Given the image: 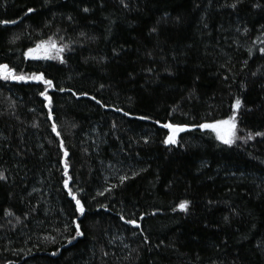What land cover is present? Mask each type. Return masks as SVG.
<instances>
[{
	"label": "trees",
	"instance_id": "trees-1",
	"mask_svg": "<svg viewBox=\"0 0 264 264\" xmlns=\"http://www.w3.org/2000/svg\"><path fill=\"white\" fill-rule=\"evenodd\" d=\"M125 3L0 0V64L53 82L0 79V264H264V0ZM49 37L63 63L25 58ZM237 98L243 139L196 127Z\"/></svg>",
	"mask_w": 264,
	"mask_h": 264
},
{
	"label": "snow or ice",
	"instance_id": "snow-or-ice-1",
	"mask_svg": "<svg viewBox=\"0 0 264 264\" xmlns=\"http://www.w3.org/2000/svg\"><path fill=\"white\" fill-rule=\"evenodd\" d=\"M121 4L124 5L125 8L128 7V4L125 3V0H120ZM241 2V0H237V3H233L231 5H228L232 8H236L237 4ZM33 11H35L32 8L28 9V13H32ZM83 11L85 13L89 12L90 9L85 7L83 9ZM168 17V14L165 13L164 17H161L160 20L157 21V24H160L161 22H166V19ZM177 22H179V18H177ZM16 21L12 20H0V25H8V24H15ZM245 31H247V29H245ZM150 33H159V28L157 26H153L150 29ZM81 35H83V33H81ZM67 46H57L56 42L49 37L48 41H41L39 43L36 44L35 48H29L25 53L24 56L25 58H31V59H60V62L63 63L64 60L61 56V53L64 52L65 48ZM41 50H43L42 54H38L41 52ZM260 52L262 54H264V48L260 49ZM54 53V54H53ZM249 55H251V50L249 49ZM245 63H247V61H245ZM253 75H255V73H253ZM0 79H3L5 81L8 80H13V81H36V82H40L44 85H46V88L43 92L40 93L41 96L44 97L45 100L49 101V106L51 103L50 97L47 95V90L48 88L52 87L53 82L50 79H45L43 74H36V73H32L31 75H25V74H17L16 70L14 68L9 67V65L7 64H0ZM61 92L65 91V89L61 88L60 89ZM73 95H76L75 93H73ZM83 95H87V93H84ZM91 99H96L95 97H91ZM97 104H101V106L103 107L104 105L101 103L100 100H96ZM242 102L239 98H237L235 100V103L232 105L233 108V112L232 115L228 116L226 119H221V120H216L214 122L211 123H201L199 125H196V127H198L201 130H210L212 133L215 134V138L220 141L222 144L224 145H228L231 146L233 145L236 140L238 139H243L242 137H239L236 135V131H237V112L238 110L241 108ZM117 111H120V109H116ZM125 116L129 115V113L125 112L124 113ZM52 118L51 112L49 113V119ZM138 119L141 120H147L150 119V117H146V116H141L138 117ZM156 123H159V121H157ZM162 128L167 129L168 130V135L165 137V139L163 140V144L165 146H169V145H175L177 144V136L179 133L185 132L187 130L186 126H180V125H175L173 123H163L161 125ZM52 131L54 133H57V135H59V133L57 132V125L55 123L52 124ZM256 136H264V133L261 132H257L255 133ZM253 139V134L249 133L246 137V140H251ZM60 147L63 150L64 148V144L63 141L60 142ZM68 153L67 151H64V156L67 157ZM67 168L68 165L65 162V171H64V175L67 176ZM4 179V175L3 173H0V180ZM126 179V177L121 176L120 180L121 182H123ZM64 187L66 189H68V195L72 198V200L75 201L76 204V211L79 212L81 215H83L85 213V208L83 206V204L81 203V200L78 199L72 192V190L69 188V181L67 179L64 180ZM100 195H103V193H99ZM177 208L180 211H188L189 208V201L184 200L181 201L178 205ZM176 209L174 208L173 211H175ZM7 215H11L10 212L6 213ZM121 220H124V217L121 216L120 217ZM141 219H143V217H141ZM228 217H225V220L227 221ZM124 222L126 224H130L136 228L140 227V224H138L135 220H124ZM83 232L81 231L80 225L76 224V229H75V236L72 237L71 240H69V243L72 242V240L76 239L79 236H82ZM147 242V241H146ZM53 255H55V253H53Z\"/></svg>",
	"mask_w": 264,
	"mask_h": 264
},
{
	"label": "rangeland",
	"instance_id": "rangeland-1",
	"mask_svg": "<svg viewBox=\"0 0 264 264\" xmlns=\"http://www.w3.org/2000/svg\"><path fill=\"white\" fill-rule=\"evenodd\" d=\"M36 46V45H35ZM35 46H33V47H31V48H35ZM58 46V45H57ZM27 51V50H26ZM42 52H43V50H41V52L40 53H38V54H42ZM224 119H226V118H224ZM219 120H221V119H219ZM214 122V121H213ZM211 123V122H210Z\"/></svg>",
	"mask_w": 264,
	"mask_h": 264
},
{
	"label": "water",
	"instance_id": "water-1",
	"mask_svg": "<svg viewBox=\"0 0 264 264\" xmlns=\"http://www.w3.org/2000/svg\"><path fill=\"white\" fill-rule=\"evenodd\" d=\"M83 94H84V93H81L80 95H77V97H78V96H84V97H86V96H87V95H83Z\"/></svg>",
	"mask_w": 264,
	"mask_h": 264
}]
</instances>
